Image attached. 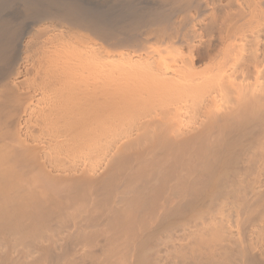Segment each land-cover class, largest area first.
Wrapping results in <instances>:
<instances>
[{"label":"bare ground","instance_id":"obj_1","mask_svg":"<svg viewBox=\"0 0 264 264\" xmlns=\"http://www.w3.org/2000/svg\"><path fill=\"white\" fill-rule=\"evenodd\" d=\"M0 264H264V0H0Z\"/></svg>","mask_w":264,"mask_h":264}]
</instances>
